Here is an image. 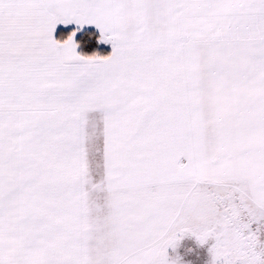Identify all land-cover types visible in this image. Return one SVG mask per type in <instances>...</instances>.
Here are the masks:
<instances>
[{
	"label": "snow or ice",
	"instance_id": "1",
	"mask_svg": "<svg viewBox=\"0 0 264 264\" xmlns=\"http://www.w3.org/2000/svg\"><path fill=\"white\" fill-rule=\"evenodd\" d=\"M0 264H264V0H0Z\"/></svg>",
	"mask_w": 264,
	"mask_h": 264
},
{
	"label": "trees",
	"instance_id": "2",
	"mask_svg": "<svg viewBox=\"0 0 264 264\" xmlns=\"http://www.w3.org/2000/svg\"><path fill=\"white\" fill-rule=\"evenodd\" d=\"M65 31H66V30H60L59 33H58V36H57V37H59V35H60L61 33L65 32ZM93 51H99L101 54H107V53L110 52L109 49H107V48H105V47L103 48V47H101V46H99V47H89V48L85 49V52H86L87 54H91Z\"/></svg>",
	"mask_w": 264,
	"mask_h": 264
},
{
	"label": "crops",
	"instance_id": "3",
	"mask_svg": "<svg viewBox=\"0 0 264 264\" xmlns=\"http://www.w3.org/2000/svg\"><path fill=\"white\" fill-rule=\"evenodd\" d=\"M60 30H66V29L64 28L63 25L58 26V29H57V36H58V33H59ZM103 47H104V46H103ZM107 49H109V50L111 51V46H110L109 48H107Z\"/></svg>",
	"mask_w": 264,
	"mask_h": 264
},
{
	"label": "rangeland",
	"instance_id": "4",
	"mask_svg": "<svg viewBox=\"0 0 264 264\" xmlns=\"http://www.w3.org/2000/svg\"><path fill=\"white\" fill-rule=\"evenodd\" d=\"M103 46H104L105 48H109V47H110V45H101V47H103ZM104 47H103V48H104Z\"/></svg>",
	"mask_w": 264,
	"mask_h": 264
}]
</instances>
